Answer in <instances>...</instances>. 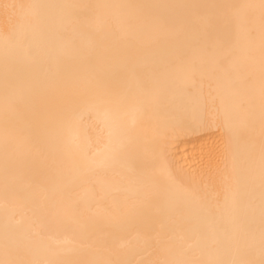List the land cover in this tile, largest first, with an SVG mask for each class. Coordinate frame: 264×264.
I'll list each match as a JSON object with an SVG mask.
<instances>
[{
	"label": "bare ground",
	"instance_id": "6f19581e",
	"mask_svg": "<svg viewBox=\"0 0 264 264\" xmlns=\"http://www.w3.org/2000/svg\"><path fill=\"white\" fill-rule=\"evenodd\" d=\"M0 264H264V0H0Z\"/></svg>",
	"mask_w": 264,
	"mask_h": 264
},
{
	"label": "snow or ice",
	"instance_id": "6c2138e0",
	"mask_svg": "<svg viewBox=\"0 0 264 264\" xmlns=\"http://www.w3.org/2000/svg\"><path fill=\"white\" fill-rule=\"evenodd\" d=\"M5 8H9L12 7L11 5H4Z\"/></svg>",
	"mask_w": 264,
	"mask_h": 264
}]
</instances>
